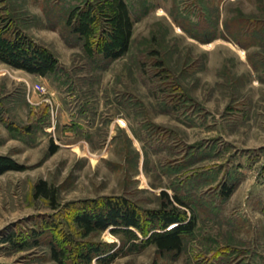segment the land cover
<instances>
[{"label":"rangeland","instance_id":"374dc122","mask_svg":"<svg viewBox=\"0 0 264 264\" xmlns=\"http://www.w3.org/2000/svg\"><path fill=\"white\" fill-rule=\"evenodd\" d=\"M118 1L0 0L6 37L56 61L39 76L0 59V264H56L49 234L4 241L45 220L72 233L70 247L109 244L108 264H264V0H122L131 36L109 61L97 48L116 45ZM72 9V23L91 16L85 36L67 25ZM39 180L59 207L121 196L153 211L165 192L196 226L178 252L159 251L155 230L83 238L34 197Z\"/></svg>","mask_w":264,"mask_h":264},{"label":"trees","instance_id":"16d2710c","mask_svg":"<svg viewBox=\"0 0 264 264\" xmlns=\"http://www.w3.org/2000/svg\"><path fill=\"white\" fill-rule=\"evenodd\" d=\"M76 13L75 9L68 13L67 25L73 28L74 33L85 36L92 29L91 16L89 14L87 19L75 24L72 23V20ZM112 19L116 45L113 46L109 41H104L100 42L97 48L101 58L109 61L126 53L131 36L132 22L127 6L122 0L117 2ZM8 27L0 28V59L14 68L35 75L45 76L52 72L56 64L54 57L19 33H15L14 38H7L6 29ZM56 148L52 144L49 153L53 154ZM9 169L10 167L0 164V174ZM233 188V186H225L221 190L222 196L224 198L230 196ZM33 195L35 198L41 197L48 200L50 208L59 209L62 212L60 214L66 215V218L70 219L78 231L79 236L83 238L94 232H103L108 228L112 231L121 229L134 236V229L144 236L150 230H155L148 239H152L151 241L159 251L178 252L182 247L183 236L192 233L196 226L194 214L188 216L187 213L179 211L165 192H162L161 196L169 205L163 202L159 209L153 211H142L133 202L121 196L84 200L59 207L55 188L48 186L44 180H39L35 184ZM173 201L181 206L185 205L178 196H174ZM53 221L45 220L39 230L32 229L28 234L22 233L17 239H13V234H11L5 237L4 241L18 243L23 248L30 239L36 244L39 238L49 234V250L56 264H91L94 259L97 264H108L107 262L113 258L111 255H104L108 252L109 244L83 241L76 243L75 247H70L73 240L72 233H63ZM171 225L172 227L166 230Z\"/></svg>","mask_w":264,"mask_h":264}]
</instances>
